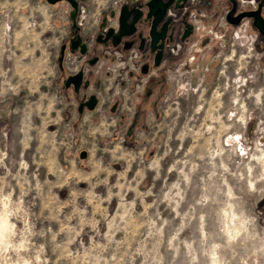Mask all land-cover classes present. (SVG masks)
<instances>
[{"label": "rangeland", "instance_id": "obj_1", "mask_svg": "<svg viewBox=\"0 0 264 264\" xmlns=\"http://www.w3.org/2000/svg\"><path fill=\"white\" fill-rule=\"evenodd\" d=\"M50 17L0 0V264H264L252 36L207 77L204 65L171 75L159 117L127 141L114 117L62 110Z\"/></svg>", "mask_w": 264, "mask_h": 264}, {"label": "flooded vegetation", "instance_id": "obj_2", "mask_svg": "<svg viewBox=\"0 0 264 264\" xmlns=\"http://www.w3.org/2000/svg\"><path fill=\"white\" fill-rule=\"evenodd\" d=\"M36 1L57 32L50 89L62 110L114 117L127 141L159 117L173 74L204 65L207 77L231 41L252 36L264 67V0Z\"/></svg>", "mask_w": 264, "mask_h": 264}, {"label": "water", "instance_id": "obj_3", "mask_svg": "<svg viewBox=\"0 0 264 264\" xmlns=\"http://www.w3.org/2000/svg\"><path fill=\"white\" fill-rule=\"evenodd\" d=\"M254 25L256 26V28H258V29L261 30V21H260V19H259L258 21H255V22H254ZM93 108H94L93 105H89L88 108H87V110H88V111H92ZM84 157H85V154L82 152V153L80 154V158L83 159Z\"/></svg>", "mask_w": 264, "mask_h": 264}]
</instances>
